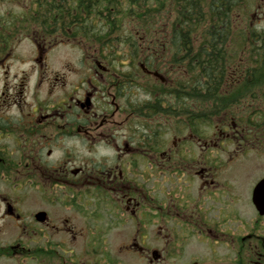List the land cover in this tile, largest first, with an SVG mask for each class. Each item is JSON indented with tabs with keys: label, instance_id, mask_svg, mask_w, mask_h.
Segmentation results:
<instances>
[{
	"label": "flooded vegetation",
	"instance_id": "af4514ba",
	"mask_svg": "<svg viewBox=\"0 0 264 264\" xmlns=\"http://www.w3.org/2000/svg\"><path fill=\"white\" fill-rule=\"evenodd\" d=\"M3 22L0 232H126L121 252L136 264H264V215L254 207L252 190L235 194L230 183L214 178L223 142L264 146L238 139L243 131L234 126L208 130L212 138L206 139L202 114L194 118L173 105L156 113L152 103L141 113L137 93L152 101L167 84L164 74L162 81L153 76L158 70L115 66L92 54L87 64L62 67L66 77L51 66V54L73 34H14L6 30L7 17ZM22 39L32 46V64H10L20 61L13 51ZM141 77L151 78L156 90L141 85ZM28 245L0 247V258L83 264L58 241ZM107 246L105 239L100 264H124Z\"/></svg>",
	"mask_w": 264,
	"mask_h": 264
},
{
	"label": "trees",
	"instance_id": "16d2710c",
	"mask_svg": "<svg viewBox=\"0 0 264 264\" xmlns=\"http://www.w3.org/2000/svg\"><path fill=\"white\" fill-rule=\"evenodd\" d=\"M11 1L24 5L25 13L7 17L6 30H60L87 39L107 56L116 53L113 35L132 23L133 33L123 37L131 65L143 51L139 62L167 79L152 100L154 112L173 105L194 118L202 114L204 122L223 114L243 131L241 137L264 146V31L246 23L255 0Z\"/></svg>",
	"mask_w": 264,
	"mask_h": 264
},
{
	"label": "rangeland",
	"instance_id": "374dc122",
	"mask_svg": "<svg viewBox=\"0 0 264 264\" xmlns=\"http://www.w3.org/2000/svg\"><path fill=\"white\" fill-rule=\"evenodd\" d=\"M14 2L11 0H0V20L3 17H8L9 20H15L19 18V16L24 15V5H20L17 2ZM33 9L36 10L37 8L33 7ZM246 18L248 27L257 28L258 30L264 31V0H255L254 8ZM133 30L134 29L132 23H125L120 34H118V36L116 34L113 35V38L117 39L118 41L115 39L113 41V48H115L116 53L112 56H107V51L105 50H95L92 47V42L88 41L87 39L80 38L79 36H75V38H72V36H67L70 38L67 41L62 38L63 40L60 41V44H58V46L51 54V66L60 69L62 74H66L65 76L67 77V69H64L62 67L71 65H75L78 67L82 64H87L89 62L88 57H91L92 54H99V56L103 57L105 61L109 60L108 64L113 63L112 65L115 66H132L130 63L131 61H129L130 58L126 55L128 54L127 50L129 49L128 43L124 42L123 37H128L129 31L130 33H133ZM14 32H16L14 34H23L24 29H21L17 26V29L15 28ZM112 40L113 39L111 38L110 43H112ZM144 54L145 53L142 51L140 55H138V58L136 59L137 61L135 62L136 66H138V64L140 63L139 61H141L142 58L145 57ZM13 55L15 56V58H19L20 61L15 62L16 60L13 59L10 64H22V66L31 65V58L34 54L30 42L26 39H22L18 44L14 45ZM77 70L79 71V68H77ZM119 70L121 72L122 70L123 72L130 71L126 68H122ZM140 82L141 85H144L147 90H156V88L154 87V82L151 78L141 77ZM137 97L141 101V113L147 114L149 111H147V109H144L143 106L147 105L148 108V104L153 103V101L149 102V96L142 90L137 93ZM235 113H237V115L239 116L241 110L236 108ZM202 119L200 123H202L203 125L201 127H203L204 133L206 134V139L212 138L210 137L208 130H227L231 129L232 126H234L232 125V122H234V120H231L229 117L228 120H225L223 114L217 115L210 121L204 122V120ZM240 137L241 136L238 134V139ZM247 143L248 142L245 141H236L234 144L223 142V147L220 146L218 148V153H216V157L221 163L216 171V176L214 178L217 182L219 181L230 183L232 185L231 192L235 194L239 193L243 195L245 193H250L254 185L264 177V150H258L252 147L248 148V146H246ZM236 146L240 147L236 149ZM211 157L213 158V154ZM161 191L165 192V189L163 188ZM126 235V232H110L107 233L105 237H103L102 233L93 231H89L86 233L45 232L44 234L39 233L36 235V233H18L9 229H5L4 232H0V247H7L9 245H14L18 241L23 242L26 240H28L29 242V247H33L42 242L45 243L47 247L48 244L58 241L61 244L62 250L66 252L72 251V255L75 254L78 259H82L81 262L83 264V259H87L90 257L91 259L88 260L90 264H94L95 261L97 262V264H100V257L102 255L101 251L104 248V240L106 239L108 242L107 251L109 252L111 258L116 260L117 258H119L125 262L124 264H136V261L133 260V258L121 252V246L122 243L126 241ZM31 240H33V243ZM85 241H87L89 248H87ZM62 250L61 254L65 253ZM89 250L91 251V254L88 253ZM0 264H15V262L0 258Z\"/></svg>",
	"mask_w": 264,
	"mask_h": 264
},
{
	"label": "water",
	"instance_id": "95a60500",
	"mask_svg": "<svg viewBox=\"0 0 264 264\" xmlns=\"http://www.w3.org/2000/svg\"><path fill=\"white\" fill-rule=\"evenodd\" d=\"M143 70L144 67L141 65L140 66ZM154 76L158 77L160 80L161 77L159 76V74L154 73ZM252 196H253V204L254 207L256 208V210L259 212L260 215H264V200H263V196H264V177L261 178L253 187L252 189Z\"/></svg>",
	"mask_w": 264,
	"mask_h": 264
}]
</instances>
